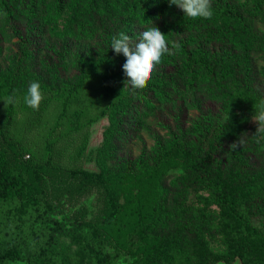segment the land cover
<instances>
[{"label":"rangeland","instance_id":"rangeland-1","mask_svg":"<svg viewBox=\"0 0 264 264\" xmlns=\"http://www.w3.org/2000/svg\"><path fill=\"white\" fill-rule=\"evenodd\" d=\"M209 2L213 13L225 8L233 10L252 24L257 36L264 37V0ZM71 8L72 0H68L65 14L52 16L54 5L47 2L40 7L36 5L31 17H28L32 11L30 4L23 8L21 15L11 18L0 15V72L13 68L20 44L26 41L32 50V71L46 86L41 90L43 98L35 110L24 105V93L17 95L9 125L5 123L9 99L3 97L0 100V148L8 147L10 156L21 167L29 168L30 159H34L42 169L46 168L40 170L44 173L41 177L31 176L29 184L34 196L43 190V181L49 186L47 193L43 190L44 195L46 200L49 195L48 202L55 209L41 222L48 225L57 250L60 247L72 252L83 249L91 235L85 224L108 215L107 191L111 189L117 193L120 214L99 226L98 232L104 238L106 251L118 254L114 264H157L154 253L158 246L179 231L184 237V249L179 258L191 259L193 254L210 264L209 253L223 254L226 249L217 231L206 233L205 246L194 250L190 231L179 228L175 219L165 229L153 232L143 228L152 220L153 208L162 198L161 182L168 192L167 209L171 210L175 197L193 210L202 208L200 197L208 196V191L200 184L187 181L189 174L179 157L166 161L158 171L151 173L139 169L124 175L112 173L103 175L101 182L84 175L85 171L99 172L96 152L103 145L104 133L110 126L108 109L113 102L101 84L105 65L99 68L94 79L87 81L82 89L78 88L89 64L101 62L106 51L112 57L117 56L110 49L114 35L123 32L135 39L139 30L150 24L162 31L173 25L167 23L174 22L176 17L171 14L174 11L170 8L150 23H139L127 15L104 18L93 13L84 16L73 33L64 35L63 17L71 14ZM191 35L195 36L197 32L185 29V32L164 37L169 47L173 43L178 47L172 49V55L161 56L143 86L132 88L125 83L127 78L121 67L110 76V79L123 76V88L131 92L135 107L133 112L119 116L116 153L109 161L110 166L115 167L122 160L140 158L152 165L163 148L174 140L195 141L196 128L202 117L208 116L213 124H225L233 118L224 111L219 90L214 85L201 80L187 86V82L179 79L185 66V55L198 44H203L209 55L233 52L235 46L216 39L208 40L206 35ZM251 57L255 87L264 94V50L255 49ZM175 80H179L177 88L173 83ZM257 127L258 122L250 117L244 126L241 146L254 157L257 170L261 171L264 170V143H259L262 139L255 134ZM207 147V143L201 144L203 152ZM251 147L257 152L254 153ZM19 148H24L25 153ZM25 155L29 159H25ZM210 211L214 220H223L222 213L214 205ZM253 212L252 224L264 233V215H253ZM36 224L39 226V221ZM83 255L88 262V254ZM7 264L28 262L27 258H21Z\"/></svg>","mask_w":264,"mask_h":264},{"label":"trees","instance_id":"trees-1","mask_svg":"<svg viewBox=\"0 0 264 264\" xmlns=\"http://www.w3.org/2000/svg\"><path fill=\"white\" fill-rule=\"evenodd\" d=\"M47 2L54 5L52 16L62 17L65 14L68 0H0V15L7 18L21 15L23 8L30 4L32 11H29L28 17H31L35 14L36 5L40 7ZM170 8L176 18L173 23H167L173 25L161 31L165 36L182 33L187 29L197 32L192 37L206 35L208 40L216 39L235 46L233 52L209 55L204 45L198 44L191 53L185 55V66L179 79L187 82V86L201 80L214 85L219 90L224 111L233 118L225 124H213L208 116L202 117L196 128L195 141L174 140L163 148L152 165L140 158L136 161L122 160L115 167L110 166L109 161L116 153L119 116L133 112L135 107L131 92L123 88V76L120 74L110 79L120 68L123 56L112 57L106 51L101 62L89 64L78 87L82 89L87 81L94 79L101 66H106L101 84L113 99L108 109L110 126L104 133L103 145L96 152L99 172L85 171L84 175L87 179L95 178L101 182L103 175L112 173L124 175L136 169L151 173L158 171L166 161L179 157L187 168V181L202 185L208 191V196L200 197L203 206L198 210L184 206L175 197L169 210L166 207L168 192L161 182L159 190L162 198L154 206L152 220L143 226L144 230L154 232L159 228L165 229L175 219L179 228L190 231V238L195 242L192 245L194 250L199 246L204 247L205 234L215 230L226 249L223 254L209 253L212 259L210 264H264V233L251 222L253 211V215H264V170H257L256 160L241 146L247 120L264 101V94L255 87L251 57L255 49L264 50V37L257 36L251 23L228 8L213 13L210 19L189 18L175 5H169L168 0H72L71 14L63 17L62 32L64 35L73 33L84 16L93 13L104 18L127 15L139 23H150ZM31 51L28 43L22 41L13 68L0 72V100L3 97L9 99L5 121L8 125L14 113L17 95L24 93L30 82L38 81L41 90L46 89L42 80L32 71ZM179 80L173 82L176 88ZM203 143L208 145L204 152L201 149ZM259 143H264V139ZM19 149L25 153L24 148ZM10 155L8 147L0 148V264L21 258H27L28 264H114L118 254L106 251L98 227L120 214L117 193L111 189L107 191L106 217L85 224L90 228L91 235L83 249L72 252L69 248L60 247L57 250L48 225L41 222L48 212L55 209L48 202L49 195L47 200L44 195L49 186L43 181L44 191L34 196L29 184L31 176L44 175L40 171L41 164L30 159L29 168L21 167ZM24 158L29 159V156L25 155ZM212 205L222 213V221L213 219L210 211ZM163 215L166 217L163 218ZM38 221L39 226L36 224ZM183 249L184 237L179 231L158 246L154 253L157 264H206L203 258L193 254L191 259L179 258ZM84 253L88 254V262Z\"/></svg>","mask_w":264,"mask_h":264},{"label":"clouds","instance_id":"clouds-1","mask_svg":"<svg viewBox=\"0 0 264 264\" xmlns=\"http://www.w3.org/2000/svg\"><path fill=\"white\" fill-rule=\"evenodd\" d=\"M168 3L178 7L183 11L184 16L189 18L210 19L213 15L209 0H168ZM164 37L165 35L158 28L150 24L142 27L135 39H130L123 32L111 38L110 49L116 55H123L120 67L127 78L125 83L132 88L143 86L154 64L160 62L161 56L173 54L172 49L177 48L178 45L173 43L169 47ZM42 98L40 83L30 82L23 94L24 105L35 110L39 107ZM252 119L258 122L255 134L260 139H264V101L255 110Z\"/></svg>","mask_w":264,"mask_h":264},{"label":"crops","instance_id":"crops-1","mask_svg":"<svg viewBox=\"0 0 264 264\" xmlns=\"http://www.w3.org/2000/svg\"><path fill=\"white\" fill-rule=\"evenodd\" d=\"M237 263H239V264H240V262H237Z\"/></svg>","mask_w":264,"mask_h":264}]
</instances>
